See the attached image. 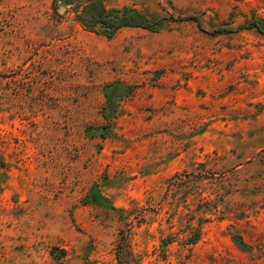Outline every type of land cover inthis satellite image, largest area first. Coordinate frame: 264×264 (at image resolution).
I'll return each instance as SVG.
<instances>
[{"label":"rangeland","instance_id":"374dc122","mask_svg":"<svg viewBox=\"0 0 264 264\" xmlns=\"http://www.w3.org/2000/svg\"><path fill=\"white\" fill-rule=\"evenodd\" d=\"M103 1L0 0V264H264V0Z\"/></svg>","mask_w":264,"mask_h":264},{"label":"trees","instance_id":"16d2710c","mask_svg":"<svg viewBox=\"0 0 264 264\" xmlns=\"http://www.w3.org/2000/svg\"><path fill=\"white\" fill-rule=\"evenodd\" d=\"M78 18L85 30L106 36L112 39L122 29L125 28H144L150 29L153 22L144 20L142 15L136 10L129 7L122 9H109L103 0H88L83 9L78 12ZM188 20L201 23L197 17H188ZM251 27H258L256 23L251 22ZM202 30H204L202 28ZM222 30H216L219 33Z\"/></svg>","mask_w":264,"mask_h":264}]
</instances>
